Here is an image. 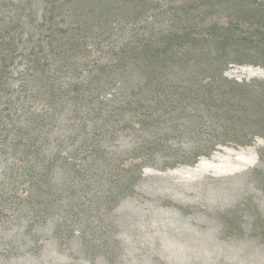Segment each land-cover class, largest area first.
<instances>
[{"label": "rangeland", "instance_id": "374dc122", "mask_svg": "<svg viewBox=\"0 0 264 264\" xmlns=\"http://www.w3.org/2000/svg\"><path fill=\"white\" fill-rule=\"evenodd\" d=\"M209 1L0 0V264H264V0Z\"/></svg>", "mask_w": 264, "mask_h": 264}, {"label": "trees", "instance_id": "16d2710c", "mask_svg": "<svg viewBox=\"0 0 264 264\" xmlns=\"http://www.w3.org/2000/svg\"><path fill=\"white\" fill-rule=\"evenodd\" d=\"M42 2H43V0H41ZM45 1H49V4H50V6L51 7H53V5L55 4V3H57V2H59L60 0H45ZM66 1H70V0H66ZM71 1H73V0H71ZM219 2H223V0H218ZM214 2H217V0H210L208 3H206V5H208V6H211V7H213L214 5ZM233 2V1H232ZM221 5H222V3H221ZM207 6V7H208ZM262 12H264V10L262 11ZM263 15V14H262ZM46 21H47V19H46ZM228 29H231L230 27H227ZM228 29H226V31H228ZM222 30V29H221ZM224 31V30H223ZM217 34H219V32H216L215 33V35H217ZM197 34L194 32L193 33V31H190L189 30V28L188 27H185L184 28V33H182V35H177V34H174L172 37H171V39H170V41H169V43L167 44V45H165V46H163V47H160L159 48V55L158 56H162V60L164 59V60H166L165 59V56H166V54H168V52H172L173 53V49L177 46H179L178 48L180 49V51L179 52H177L176 54H174V55H176V58L177 59H180L181 58V56H179V55H183V52L181 51V47L183 46V45H187V44H189V46L190 47H193V48H195L196 49V51H198V46L199 47H202V42H201V39H199V37H195ZM193 37H195V38H193ZM228 38H225V40H227ZM193 44V45H192ZM191 51H193L192 49H191ZM201 53H202V51H200ZM184 57V56H183ZM32 62V61H31ZM30 62V63H31ZM36 62H38V61H35V62H33V63H36ZM37 64H39L40 65V63L38 62ZM35 65L33 68H31L30 69V67H28V69H27V73L26 74H24V75H31V73L32 74H34V72H32V71H35L38 67V65ZM218 66H216L215 68H217ZM1 86V85H0Z\"/></svg>", "mask_w": 264, "mask_h": 264}]
</instances>
